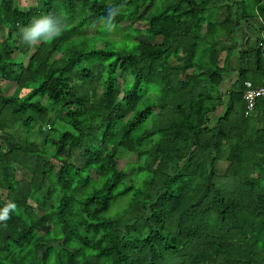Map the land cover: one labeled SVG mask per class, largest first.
<instances>
[{
    "label": "trees",
    "instance_id": "obj_1",
    "mask_svg": "<svg viewBox=\"0 0 264 264\" xmlns=\"http://www.w3.org/2000/svg\"><path fill=\"white\" fill-rule=\"evenodd\" d=\"M32 1L0 0V80L29 90L0 93V264H264V0ZM42 17L62 34L25 42Z\"/></svg>",
    "mask_w": 264,
    "mask_h": 264
},
{
    "label": "rangeland",
    "instance_id": "obj_2",
    "mask_svg": "<svg viewBox=\"0 0 264 264\" xmlns=\"http://www.w3.org/2000/svg\"><path fill=\"white\" fill-rule=\"evenodd\" d=\"M233 1L238 2L240 0H233ZM33 2L34 1H32V0H20V6H21V8H28V7H30L33 4ZM149 12H150V8H145L141 12V15L142 16H145ZM220 16H219V18H221ZM260 22L261 21L259 19H252L251 20L252 26H254V25L259 26L260 25ZM126 25H127L126 23H123L122 24V27L114 34V38L115 39H120L122 36H124L122 33H123V29H124V27ZM135 28H145V26L142 23H138L135 26ZM88 32L89 33H95L92 30H88ZM135 41H146L147 42L148 41V38L146 37V35L142 34V35L137 36L136 39H135ZM253 42H254V40H252V43ZM225 56H226V52L225 51L221 52V55H220V63L221 64H223V61H224ZM27 60H28L27 58H24V61H27ZM233 75L234 74L231 72L227 76L228 77L230 76V78H233ZM0 89H1L0 90V93L3 96H5V97H11L15 93H17L20 98H24L27 95V93L29 92V90H27V89H24L22 91H18L15 84H10L9 86H7L6 83L3 82V81H0ZM42 103L47 108H53L55 114L59 113V108L58 107H55V106H52L50 103H48V101H47L46 98H44L42 100ZM0 107H1V104H0ZM7 107L8 108H4V110L9 111V113H10V110L12 108L10 107V105H8ZM221 112H222V109H219L217 115H215L212 119L215 120L217 118V116ZM9 113L6 114V116L3 118V120L6 121V122H9L10 121L11 123L10 124L8 123L9 126H15L16 125L15 127H11L8 130V132L11 133V135L13 136V138L15 140L19 141L21 144L30 143L31 141H36L39 144H43L45 142V134L42 133L41 130H40V126H41L40 123L32 124L31 127L26 128V127H24L25 125H23L22 121L24 119H27L28 114L20 115V113H18L17 115H14V119H16V122H17V123H15V121L13 120V116L12 115L10 116ZM51 115H52V113H51ZM10 118H12V119L10 120ZM45 131H48V129L45 130ZM121 165H122V167L125 165V160L124 159L122 160ZM127 173H128V178H127L126 183H127V185H130L131 178H134L135 175H134V173H131V171H128ZM122 202H123V200H121V206H119L115 210L111 211L110 214H113L114 212H118L122 207H124L126 205V204L123 205ZM125 202H126V200H125Z\"/></svg>",
    "mask_w": 264,
    "mask_h": 264
},
{
    "label": "clouds",
    "instance_id": "obj_3",
    "mask_svg": "<svg viewBox=\"0 0 264 264\" xmlns=\"http://www.w3.org/2000/svg\"><path fill=\"white\" fill-rule=\"evenodd\" d=\"M20 32L25 42L34 45L39 41H50L59 37L63 32V28L58 26V23L54 22L52 18L42 17L34 20L29 27H21ZM1 144L2 140L0 138V145ZM9 207L14 208L15 205H9ZM7 211L8 210L5 209L4 215L0 216V220L7 218Z\"/></svg>",
    "mask_w": 264,
    "mask_h": 264
},
{
    "label": "built area",
    "instance_id": "obj_4",
    "mask_svg": "<svg viewBox=\"0 0 264 264\" xmlns=\"http://www.w3.org/2000/svg\"><path fill=\"white\" fill-rule=\"evenodd\" d=\"M264 45V36L263 43ZM246 90L244 93V101H245V116H250V114L256 110L257 100L264 97V85L260 87H254L251 82H247L245 84Z\"/></svg>",
    "mask_w": 264,
    "mask_h": 264
},
{
    "label": "crops",
    "instance_id": "obj_5",
    "mask_svg": "<svg viewBox=\"0 0 264 264\" xmlns=\"http://www.w3.org/2000/svg\"><path fill=\"white\" fill-rule=\"evenodd\" d=\"M240 26V24H237ZM245 26V27H244ZM240 35H241V38L244 39V37H256V33L253 32L247 25L243 24L240 26ZM1 81V80H0ZM7 86H9L10 84L6 83Z\"/></svg>",
    "mask_w": 264,
    "mask_h": 264
},
{
    "label": "water",
    "instance_id": "obj_6",
    "mask_svg": "<svg viewBox=\"0 0 264 264\" xmlns=\"http://www.w3.org/2000/svg\"><path fill=\"white\" fill-rule=\"evenodd\" d=\"M45 129L47 130L48 128H47V127H45Z\"/></svg>",
    "mask_w": 264,
    "mask_h": 264
}]
</instances>
